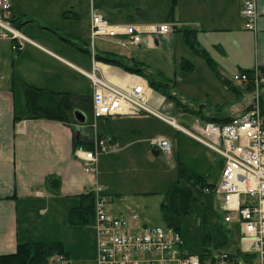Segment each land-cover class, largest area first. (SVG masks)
<instances>
[{"label":"crops","instance_id":"1","mask_svg":"<svg viewBox=\"0 0 264 264\" xmlns=\"http://www.w3.org/2000/svg\"><path fill=\"white\" fill-rule=\"evenodd\" d=\"M93 6L106 18L108 9L103 7L100 10L95 0H66L65 3L57 0L33 3L12 0L15 26L35 45L29 44L16 52L12 49V43L0 42V256L15 254L22 244L59 242L67 254L66 261L57 262L60 257L57 256L50 264H97L95 222L79 226L69 220L71 210L80 205L79 197L95 193L97 188L110 198L108 210L111 216L138 215L140 225L153 226L147 223L143 215L127 213L126 207L116 202L119 191L115 184L101 181L100 168L108 158L117 159L129 153L132 162L136 163L139 156L147 155L153 148V140L165 138L170 141L168 136L159 132L157 124L163 125V121L148 115L99 120V135L102 130L104 133L100 137L113 147V151L99 156L96 173H87L83 161L75 156V150L93 148V130L88 126L93 120L80 127L79 124L35 119L28 110L25 86L73 94L81 100L79 111L86 115L87 104L92 110L93 93H87L90 87L93 88L89 75L95 72L97 77L117 87L146 83L150 88V107L163 115L176 119V112L187 111L168 94L169 86L165 88V84L160 83L157 85L161 87H152L151 82L154 81L142 61L143 54L129 56L114 50L96 52V42L92 44L91 41ZM146 6H152L150 10L155 11V16L163 18L162 23L145 21L135 25L173 24L176 28L171 36H182L187 46L183 31L195 32L192 36L195 35L198 49L206 51L215 71L202 58L222 79L227 90L236 87L229 81L231 75L228 72L231 69L238 68V72L259 69L263 72L264 0H257L255 31L245 28L241 0H177L174 12L173 0H138L134 8L142 9H138V12L144 16ZM62 23L64 27L61 28L59 24ZM83 25L86 26L83 28ZM157 36L160 37L154 40L153 36L145 34L142 43L157 47L160 42L166 41L164 35ZM89 41L92 49L88 46ZM107 58L138 62L146 68L149 78L127 72L107 61ZM243 110L244 105L241 111L216 119H230ZM203 117L211 116L205 115L202 110L196 112L193 127L206 123ZM172 146L173 155L178 154L177 145ZM51 180L58 181L57 189L51 186ZM85 237L91 241L92 254L88 253L89 246L85 250L81 241ZM73 248L77 250L76 253Z\"/></svg>","mask_w":264,"mask_h":264},{"label":"built area","instance_id":"2","mask_svg":"<svg viewBox=\"0 0 264 264\" xmlns=\"http://www.w3.org/2000/svg\"><path fill=\"white\" fill-rule=\"evenodd\" d=\"M245 28H257V0H241ZM173 24L141 27L135 24L110 23L94 6L91 9V41L116 39L118 45L130 49L141 45L143 36L168 35ZM0 42L12 43L13 51H22L35 43L15 26L12 0H0ZM96 71V69H95ZM92 81L93 148H78L75 156L83 161L87 173L97 172L98 158L113 151L98 132V121L117 116L148 115L155 117L221 156L225 161L220 182L203 193L220 201L224 222H236L241 231V252L223 253L202 263L201 257L179 254L180 233L168 227L139 224V216L113 217L108 198L100 188L95 191V223L97 264H264V73L259 69L241 71L229 78L230 83L247 91L250 100L244 110L224 123L196 124L192 130L181 127L175 118L163 115L149 105L146 83L117 87L89 75ZM168 159L173 146L165 138L151 142ZM251 200V201H250ZM177 250V251H176ZM59 263L65 262L58 257Z\"/></svg>","mask_w":264,"mask_h":264},{"label":"rangeland","instance_id":"3","mask_svg":"<svg viewBox=\"0 0 264 264\" xmlns=\"http://www.w3.org/2000/svg\"><path fill=\"white\" fill-rule=\"evenodd\" d=\"M17 1L33 3L38 0ZM65 1L57 0L61 3H65ZM124 1L126 2L95 0V4L100 10L103 7L108 9L107 15H105L112 24H142L145 21L162 23L163 18L155 16V11L150 10L152 6H146V13L142 16L138 12L140 8H134L138 0ZM63 24H59V27H64ZM171 35H164L166 41L160 42L157 47H149L142 43L140 46L130 49L117 45L116 39L98 38L96 40V52L114 50L129 56L143 54L142 61L152 75L151 79L156 84H165V88L169 86L168 94L174 97L178 104L183 106L182 108L187 110L185 113L176 112L175 117L179 125L189 130L193 128L195 113L200 110L205 115L214 118H225L237 110L241 111L243 105L245 106L250 100V95L244 93L241 96L232 90L228 89V91L222 79L209 68L205 59L198 56L186 45L182 36L174 38ZM150 36H153L154 40L160 37L157 35ZM89 48L92 49L91 45ZM183 62L193 64L194 69H185L182 65ZM238 71V68H233L228 73L233 76V73ZM87 93H93V88L90 87ZM161 124L163 125L157 124L159 132L168 136L172 144L177 145L178 148V154L174 153L172 160H168L163 153L155 148H150L147 155L139 156L136 163L132 162L130 153L119 156L117 159L108 158L100 168V179L116 185L119 196L115 200L118 204H122V207H126L127 213L141 214L146 218L149 225L165 227L162 203L165 201L170 187L178 179L179 165L181 163L186 164L191 170L217 185L221 180L225 161L221 156L195 142L186 134L178 132L166 123L161 122ZM153 150L159 151L160 154L156 156L152 152ZM108 200H110L109 197ZM220 204V201L213 194L203 193L199 197L192 212L187 216V222L182 226L180 234L183 244L178 249L179 254L198 256L202 253L204 210L210 208L219 212L221 221H223L224 213L221 211ZM108 206L109 201L107 209ZM225 226L229 229L230 240L224 248V252L240 253L242 246L239 225L232 222L226 223ZM81 241L84 243L85 250L89 246L88 253L92 254L91 241L86 237ZM76 252L75 249L74 253Z\"/></svg>","mask_w":264,"mask_h":264},{"label":"trees","instance_id":"4","mask_svg":"<svg viewBox=\"0 0 264 264\" xmlns=\"http://www.w3.org/2000/svg\"><path fill=\"white\" fill-rule=\"evenodd\" d=\"M177 0H173L172 12H174ZM183 34L188 46L196 53L206 59L207 63L215 71L212 61L207 56L206 51L198 49L195 41V32L184 30ZM107 61L124 68L127 72L149 78L146 68L134 61H127L123 58ZM185 69L193 70L194 67L188 62H183ZM264 73V69H263ZM226 84L227 82L224 81ZM152 87H161L151 82ZM158 86V87H157ZM237 95H243L247 91L236 87L232 88ZM25 97L27 101L30 116L35 119H45L50 121L62 122L67 125L78 124L74 116V111L81 108V100L70 93H53L25 86ZM175 99V98H174ZM264 104V99H263ZM88 116V123H91L92 110L90 105H86L85 110ZM202 114V112H201ZM91 119L89 120V118ZM226 120H219L212 117H203V121L208 123H224ZM100 131V135H103ZM91 149V148H89ZM51 186L57 189L59 183L57 180H51ZM208 178L202 177L183 164L178 167V179L170 187L166 194V199L162 203V211L165 224L168 228L181 233L182 226L187 222V216L192 212L195 202L203 194L207 187H214ZM80 205L73 208L70 212L69 220L73 225L88 226L95 222V193L90 192L79 197ZM203 237H202V263L207 260H214L224 252L230 240L229 229L226 223L221 221L220 213L210 208H205L203 219ZM228 254V253H227ZM66 252L62 243H28L18 246L17 252L13 255L0 256V264H50L54 257L60 256L66 259ZM232 255V254H229ZM235 255H233L234 257Z\"/></svg>","mask_w":264,"mask_h":264},{"label":"water","instance_id":"5","mask_svg":"<svg viewBox=\"0 0 264 264\" xmlns=\"http://www.w3.org/2000/svg\"><path fill=\"white\" fill-rule=\"evenodd\" d=\"M74 116H75V119L77 120V122H78L80 127H83V126L87 125L88 118L83 112H81L79 110H76V111H74ZM154 154L156 156H158L159 152L158 151H156V152L154 151Z\"/></svg>","mask_w":264,"mask_h":264}]
</instances>
